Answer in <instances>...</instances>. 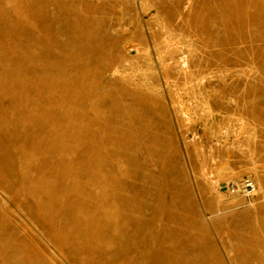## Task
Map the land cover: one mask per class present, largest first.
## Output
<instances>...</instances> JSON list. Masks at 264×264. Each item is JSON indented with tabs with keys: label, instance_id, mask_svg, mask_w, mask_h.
<instances>
[{
	"label": "rangeland",
	"instance_id": "1",
	"mask_svg": "<svg viewBox=\"0 0 264 264\" xmlns=\"http://www.w3.org/2000/svg\"><path fill=\"white\" fill-rule=\"evenodd\" d=\"M147 1L0 0V264H264V0Z\"/></svg>",
	"mask_w": 264,
	"mask_h": 264
},
{
	"label": "bare ground",
	"instance_id": "2",
	"mask_svg": "<svg viewBox=\"0 0 264 264\" xmlns=\"http://www.w3.org/2000/svg\"><path fill=\"white\" fill-rule=\"evenodd\" d=\"M141 6H143V8H145V9H149V8H152V7H154L153 6V4H150L149 3V1H147V0H143V2H142V5ZM166 23L164 22V24H163V29H165V31H168L169 33H170V29L168 28V26L166 27ZM171 34V33H170ZM166 37V36H165ZM174 41V40H173ZM163 42V41H162ZM166 43H164V45H165ZM136 45V44H135ZM166 46H167V44H166ZM165 46V47H166ZM171 46V45H170ZM188 46V45H187ZM143 52V51H142ZM164 52V51H163ZM150 56V55H149ZM147 58V57H146ZM159 58V57H158ZM149 59H150V57H149ZM151 62V61H150ZM148 85V84H147ZM198 106H199V104H198ZM205 107V106H204ZM207 107V106H206ZM180 108V107H179ZM198 108V107H197ZM202 109V108H201ZM204 109V108H203ZM181 110V109H180ZM183 110V109H182ZM192 111V110H191ZM206 111V110H205ZM186 112V111H185ZM184 112V113H185ZM207 112V111H206ZM193 114H194V112H193ZM184 115V114H183ZM191 115V114H190ZM189 115V117H191ZM188 116V115H187ZM184 118H186V117H184ZM231 143V142H230ZM251 161V160H250ZM204 170V169H203ZM236 175V174H235ZM204 176H205V179L210 183V185H211V193L214 195V197L216 198V202L217 203H223V202H226V203H234L235 201H237V194H236V190H234V192L231 194V190H230V187H231V185H233V186H235L236 185V187L239 189V187L241 186V184H239L238 182H239V177L240 176H234V178H233V171H232V169L227 165V164H225V163H221V164H219L218 166H216V168L214 169V171L212 170V171H209V172H207V173H205L204 174ZM247 176V175H246ZM248 176H249V174H248ZM249 177H251V176H249ZM256 179V178H255ZM254 180V179H253ZM254 183L256 184L255 185V191H254V193L255 192H259L261 189H260V186H259V183L256 181L255 182V180H254ZM221 184H223L224 185V187H225V190L224 191H221L220 189H219V186L221 185ZM227 188V189H226ZM231 188H235V187H231ZM228 190V191H227ZM230 191V192H229ZM210 193V194H211ZM230 193V194H229ZM216 203V204H217ZM251 203V202H250ZM249 203V204H250ZM220 205V204H219ZM217 213V212H216ZM159 247V246H158ZM156 249H158V248H156ZM155 249V250H156ZM153 250V249H152ZM151 252V251H150ZM166 252V251H165ZM160 253V252H159ZM153 254H155V253H153L152 252V254L151 255H153ZM161 255H163V254H161ZM165 255V254H164ZM153 257V256H152ZM157 257V256H156ZM160 257V256H159ZM161 259H163V258H161ZM165 259V258H164ZM166 260H167V258H166ZM165 260V261H166ZM158 262V261H157ZM163 262V261H162ZM160 263V262H159ZM155 264H156V262H155Z\"/></svg>",
	"mask_w": 264,
	"mask_h": 264
},
{
	"label": "built area",
	"instance_id": "3",
	"mask_svg": "<svg viewBox=\"0 0 264 264\" xmlns=\"http://www.w3.org/2000/svg\"><path fill=\"white\" fill-rule=\"evenodd\" d=\"M238 180H239L238 183L241 184V186L238 189L236 187V185L235 186L231 185V187H235V188H231L230 187L231 194L234 192V190H236V194L238 196H242V197H245V198L253 196L255 188H256L254 181L250 177H247V176H243V177L239 178Z\"/></svg>",
	"mask_w": 264,
	"mask_h": 264
},
{
	"label": "water",
	"instance_id": "4",
	"mask_svg": "<svg viewBox=\"0 0 264 264\" xmlns=\"http://www.w3.org/2000/svg\"><path fill=\"white\" fill-rule=\"evenodd\" d=\"M220 187H221V191H224L225 190V187H224L223 184H221Z\"/></svg>",
	"mask_w": 264,
	"mask_h": 264
}]
</instances>
